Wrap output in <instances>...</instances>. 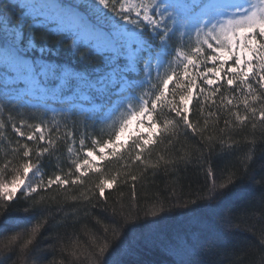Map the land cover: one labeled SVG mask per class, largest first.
Returning a JSON list of instances; mask_svg holds the SVG:
<instances>
[{"label": "snow or ice", "instance_id": "6c2138e0", "mask_svg": "<svg viewBox=\"0 0 264 264\" xmlns=\"http://www.w3.org/2000/svg\"><path fill=\"white\" fill-rule=\"evenodd\" d=\"M257 213L264 0H0V264H264Z\"/></svg>", "mask_w": 264, "mask_h": 264}, {"label": "trees", "instance_id": "16d2710c", "mask_svg": "<svg viewBox=\"0 0 264 264\" xmlns=\"http://www.w3.org/2000/svg\"><path fill=\"white\" fill-rule=\"evenodd\" d=\"M240 144L238 145V156L243 157L245 151H246V139H251V136L247 131L241 133L240 136L236 137ZM158 187H153L147 190L146 192H138V196L141 197V205L144 208V210L148 211H155L158 210L160 207V203L157 202L152 197L159 195L161 197V200L163 199L164 193L161 192V188L163 187V182L161 180H158L157 182ZM124 192L125 196V202L128 201V197L130 196V193L127 189L122 190ZM113 194H116V188L114 187L112 189ZM169 223H174V221H169ZM252 226L253 231L256 232V234H259V230L264 228V220H261L259 218V213H257V217L255 219H250L245 227ZM83 239V238H82ZM251 232H244L242 235H237L234 237H230L224 244L221 245L222 250L227 251L231 253L233 250H241L245 249L243 256V264H258L259 256H260V250L258 248H248V243L253 240ZM79 253H84V248L81 246L79 248ZM50 260H54L55 264H68V261L65 260L64 256L61 255L59 252L55 253L54 255L49 256ZM205 259H209L206 257Z\"/></svg>", "mask_w": 264, "mask_h": 264}, {"label": "rangeland", "instance_id": "374dc122", "mask_svg": "<svg viewBox=\"0 0 264 264\" xmlns=\"http://www.w3.org/2000/svg\"><path fill=\"white\" fill-rule=\"evenodd\" d=\"M30 3H38V4H51L54 3L55 0H29Z\"/></svg>", "mask_w": 264, "mask_h": 264}]
</instances>
